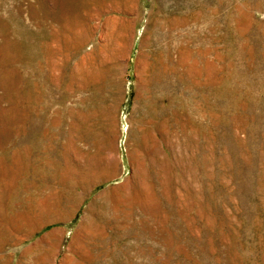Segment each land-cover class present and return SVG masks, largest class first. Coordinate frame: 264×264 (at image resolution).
Returning <instances> with one entry per match:
<instances>
[{"label":"rangeland","instance_id":"374dc122","mask_svg":"<svg viewBox=\"0 0 264 264\" xmlns=\"http://www.w3.org/2000/svg\"><path fill=\"white\" fill-rule=\"evenodd\" d=\"M39 206L0 264H264V0H0V221Z\"/></svg>","mask_w":264,"mask_h":264},{"label":"bare ground","instance_id":"6f19581e","mask_svg":"<svg viewBox=\"0 0 264 264\" xmlns=\"http://www.w3.org/2000/svg\"><path fill=\"white\" fill-rule=\"evenodd\" d=\"M169 145V144H168ZM91 166V165H90ZM76 168V167H75ZM81 168V167H80ZM85 171V170H83ZM86 172V171H85ZM84 176L83 172L78 173V177L79 179H82V177ZM86 176V175H85ZM77 177V176H76ZM87 177V176H86ZM83 180V179H82ZM84 182V181H83ZM88 182V181H87ZM81 182H79V187L81 188V192H83L86 188L85 185H80ZM75 184V183H74ZM91 184V183H90ZM94 184V182H93ZM85 186V187H84ZM93 185H91L92 187ZM129 186V185H128ZM89 189V188H88ZM117 189V188H116ZM78 191V190H77ZM80 191V190H79ZM88 191V190H87ZM114 191V190H113ZM112 191V192H113ZM86 192V191H85ZM115 192V191H114ZM87 193V192H86ZM85 193V194H86ZM131 193V191L129 192ZM84 194V193H81ZM113 194V193H112ZM81 196V195H80ZM82 197V196H81ZM49 205V204H48ZM47 205V207H48ZM93 205V204H92ZM46 207V206H45ZM12 214V213H10ZM3 215V214H2ZM6 215V214H5ZM9 215V214H8ZM13 215V214H12ZM1 216V215H0ZM61 216L56 214V213H52L50 212V210H47L46 208H44V206H39V208L32 210L30 212H22L19 213L16 218L15 217H4V220L2 219L0 221V245L7 242L9 239V231L7 230V227L9 226V223L11 226L13 227H17L23 237L22 239H25L27 237H29L31 234L35 233L38 229H40L42 226H44L45 224H47L50 221H57ZM12 220H16V221H12ZM6 222V224H5ZM54 232H48L47 234H45L44 236H42L41 238L35 240L31 246L34 248L35 251V256H36V261H40V260H44L47 257V254L49 253L48 251L50 250V248L53 247L54 245ZM74 237V236H73ZM75 239V238H74ZM20 240V239H19ZM29 248V247H28ZM49 248V249H48ZM27 249V248H26ZM28 250V249H27ZM31 250V249H30ZM33 251V249H32ZM1 259V258H0Z\"/></svg>","mask_w":264,"mask_h":264}]
</instances>
